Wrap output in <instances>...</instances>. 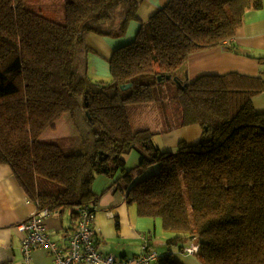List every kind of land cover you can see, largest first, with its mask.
<instances>
[{"label": "trees", "instance_id": "16d2710c", "mask_svg": "<svg viewBox=\"0 0 264 264\" xmlns=\"http://www.w3.org/2000/svg\"><path fill=\"white\" fill-rule=\"evenodd\" d=\"M144 1L65 0L59 21L44 2L0 0V164L37 208L69 211L77 222L80 207L96 215L97 176L113 179L140 216L177 234L167 245L178 250L158 264H185L176 253L189 255L193 244L202 264H264V112L254 103L264 79L181 73L193 53H241L235 37L264 0H168L147 23L138 17ZM133 21L139 32L114 51L110 77L92 80L87 36L120 39ZM151 102L162 128L155 118L135 129L129 105ZM65 113L78 151L42 138ZM193 125L197 143L157 145V135ZM134 151L140 161L127 168Z\"/></svg>", "mask_w": 264, "mask_h": 264}, {"label": "crops", "instance_id": "0c3cea01", "mask_svg": "<svg viewBox=\"0 0 264 264\" xmlns=\"http://www.w3.org/2000/svg\"><path fill=\"white\" fill-rule=\"evenodd\" d=\"M167 2L168 0H145L139 7L138 17L142 21L149 19ZM140 27L139 21H133L127 34L120 39L94 33L87 36L92 80L110 77V60L114 51L133 41ZM234 43L241 53L235 54L220 47L193 53L187 65L181 69L182 75L196 79L203 75L236 72L263 77L264 6L246 14ZM254 103L257 110L264 112V93L256 96ZM201 134L200 126L193 125L164 132L157 135L155 140L163 151H174L182 141L188 144L197 143ZM139 161L140 155L136 151L132 152L127 158V166L130 164L127 168L137 166ZM114 185L113 179L103 175L97 176L93 184V190L98 196L94 225L99 252L113 255L120 260H128L140 256L146 248L154 249L160 255L177 251V246L167 245L177 234L165 230L160 219L140 216L136 203L128 204L125 193ZM36 210V203L30 198L13 169L9 165L0 164V264H23L22 243L26 231L22 229V225ZM46 222L51 239L67 249L69 237L77 229V220L73 219L69 211H65L50 213ZM176 255L185 264H202L195 255L179 252ZM32 264H55L54 255L48 247L38 246L33 251ZM153 264H158V261Z\"/></svg>", "mask_w": 264, "mask_h": 264}, {"label": "built area", "instance_id": "2783aa9c", "mask_svg": "<svg viewBox=\"0 0 264 264\" xmlns=\"http://www.w3.org/2000/svg\"><path fill=\"white\" fill-rule=\"evenodd\" d=\"M78 225L64 249L51 239L47 217L48 209L37 208L33 216L22 225L26 236L22 243L23 264H32L33 251L38 246H46L54 255L55 264H153L159 261L160 254L154 249H147L138 257L120 260L113 255H103L96 246L95 217L86 206L79 209ZM199 245L193 244L187 248L189 255H194Z\"/></svg>", "mask_w": 264, "mask_h": 264}, {"label": "rangeland", "instance_id": "374dc122", "mask_svg": "<svg viewBox=\"0 0 264 264\" xmlns=\"http://www.w3.org/2000/svg\"><path fill=\"white\" fill-rule=\"evenodd\" d=\"M34 1L44 2L45 14H47L48 16L54 19H57L59 21L64 20L65 0H34ZM148 20L149 19L144 20V22L147 23ZM98 80H101V79H98V78L94 79V81H98ZM150 105L151 106H148V105H145L144 103L129 105L130 113L133 116V119L135 122L134 124L135 129H138L139 126H143L147 122L153 123L155 118H157L158 124L157 126H154L152 124V126L159 130L162 128V124H161L162 116L160 113L159 104L156 102H151ZM157 108L159 109V112L156 111ZM149 109H153V110L148 111ZM42 138L45 141H51V142L59 144L62 147V149L66 152L78 151L80 150V147H81L80 135L77 134L69 113H65L56 122V128L47 129L45 133L43 134ZM132 157H130V159ZM42 180L44 183L48 185L49 188H52V189H55L56 187L55 185H58L44 178H42ZM196 259H199V258L196 257Z\"/></svg>", "mask_w": 264, "mask_h": 264}, {"label": "water", "instance_id": "95a60500", "mask_svg": "<svg viewBox=\"0 0 264 264\" xmlns=\"http://www.w3.org/2000/svg\"><path fill=\"white\" fill-rule=\"evenodd\" d=\"M167 78L170 79L171 76H168ZM160 79H161V77H160ZM129 86H131V84H128V85H126V86H123L122 88H128Z\"/></svg>", "mask_w": 264, "mask_h": 264}]
</instances>
